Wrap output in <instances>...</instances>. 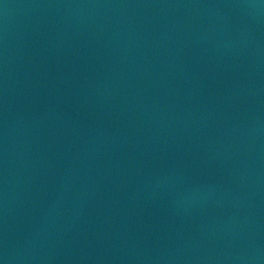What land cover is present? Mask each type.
Wrapping results in <instances>:
<instances>
[{
  "label": "water",
  "instance_id": "95a60500",
  "mask_svg": "<svg viewBox=\"0 0 264 264\" xmlns=\"http://www.w3.org/2000/svg\"><path fill=\"white\" fill-rule=\"evenodd\" d=\"M0 264H264V0H0Z\"/></svg>",
  "mask_w": 264,
  "mask_h": 264
}]
</instances>
